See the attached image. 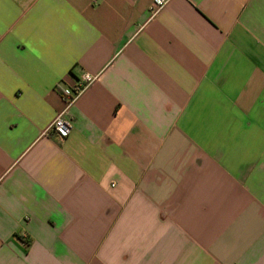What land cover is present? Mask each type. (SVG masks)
<instances>
[{
    "label": "crops",
    "instance_id": "obj_1",
    "mask_svg": "<svg viewBox=\"0 0 264 264\" xmlns=\"http://www.w3.org/2000/svg\"><path fill=\"white\" fill-rule=\"evenodd\" d=\"M154 1L0 0V264H264V0Z\"/></svg>",
    "mask_w": 264,
    "mask_h": 264
},
{
    "label": "built area",
    "instance_id": "obj_2",
    "mask_svg": "<svg viewBox=\"0 0 264 264\" xmlns=\"http://www.w3.org/2000/svg\"><path fill=\"white\" fill-rule=\"evenodd\" d=\"M166 4L165 0H155L152 10L155 11ZM94 81V78L90 75H84L83 78L75 83L73 86L64 88L61 90L62 98L65 102V110H63L52 122L50 131L62 139L68 138L73 130V123L68 118L67 113L69 109L74 105L78 97L85 91V89Z\"/></svg>",
    "mask_w": 264,
    "mask_h": 264
}]
</instances>
